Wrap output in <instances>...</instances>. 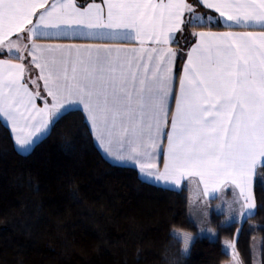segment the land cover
Wrapping results in <instances>:
<instances>
[{
  "label": "snow or ice",
  "instance_id": "6c2138e0",
  "mask_svg": "<svg viewBox=\"0 0 264 264\" xmlns=\"http://www.w3.org/2000/svg\"><path fill=\"white\" fill-rule=\"evenodd\" d=\"M196 4L229 28L264 29V0ZM212 21L187 0H0V55L15 50L0 59V124L28 152L82 111L109 155L115 146L117 159L134 161L155 182L188 181L201 198L231 188L229 219L251 217L258 169L264 182V30L192 32L186 54L169 46L177 31ZM76 39L93 42H37ZM25 51L39 70L34 80L25 79ZM225 243L235 259V243Z\"/></svg>",
  "mask_w": 264,
  "mask_h": 264
},
{
  "label": "trees",
  "instance_id": "16d2710c",
  "mask_svg": "<svg viewBox=\"0 0 264 264\" xmlns=\"http://www.w3.org/2000/svg\"><path fill=\"white\" fill-rule=\"evenodd\" d=\"M257 176L254 213L240 221L213 210L212 238L199 234L190 216L188 187L156 185L109 162L82 111L67 115L27 154L0 124V264H225L232 259L225 240L235 242L242 264H254L256 238L264 264L260 170ZM175 230L195 235L187 253Z\"/></svg>",
  "mask_w": 264,
  "mask_h": 264
},
{
  "label": "crops",
  "instance_id": "0c3cea01",
  "mask_svg": "<svg viewBox=\"0 0 264 264\" xmlns=\"http://www.w3.org/2000/svg\"><path fill=\"white\" fill-rule=\"evenodd\" d=\"M76 2H77L78 5H85L86 6L88 3H92L93 0H76ZM95 2L96 3H101V0H95ZM187 2L190 3V4H192L196 8V13H199L200 15H205V17H207V16L213 17L212 25H222V26H224V28H211V27H197V26H194V27H190V28L187 29V33H186V36L185 37H180V38H178V34H179L180 31H177L175 33V40H173L170 43L169 46L174 51H176L178 54L179 53H185L186 54L188 48L190 47L189 41H192L193 40V38L190 35V33H192V32L211 31V32L221 33V32H226V31H237V32H239V31H261V30H264V29L259 28L258 26L257 27H248V28H245V27H232V28H229L227 26V24L223 21V19L219 17V14L218 13H215L214 10L207 9L206 7H203V5L197 6L196 0H187ZM185 18L187 19V13L185 14ZM37 42L38 43H41V44H52V43H64V44L76 43V44H85V43H90V42H93V41H88V40H85V39H76V40H39ZM20 43H21V47H23L24 44L28 43V41H27V39H22L20 41ZM119 46H122V47H132L133 45L125 44V45H119ZM14 52H15V50H13V53ZM13 53H8L5 50L4 54L3 55H0V59L12 58ZM23 54L26 57L25 60L23 61L25 63V66H26L25 79L27 80L30 77L31 79L34 80L39 75V70L38 69H35V67L29 63L30 60H31V57L27 54V52L25 51ZM185 59H186V55H185ZM14 62L19 63L20 61L19 60H14ZM179 67H180L179 70H181L182 67H183V61H180L178 59L177 60V64H176L177 70H178ZM39 84H40V91L43 92V82L40 81ZM178 84H179V80H178V77H177V80H176V88H177V90H178ZM29 87L32 90H36L35 89V86L33 84H31V83H29ZM39 103L40 102L38 101V104ZM172 107L174 108V103H173ZM88 125L90 127V123L89 122H88ZM8 128L10 129V127H8ZM90 130H91L93 139L96 142V145L98 146L100 152L102 153V155L109 162H111L113 164H116V165H120V166L133 167V168H135L138 171L140 177L143 180L148 181V182L153 183V184H156V185H160V186L167 187V188H170V189L179 190V189L183 188L185 184H188L189 191H191L193 189V185L189 184L188 181H184L179 188H177L175 185H173L171 183L165 184L162 181L161 182H155L150 177H148V175H147L146 172L145 173H141L140 168H139V165L136 164L134 161H132V160H126V159L125 160L117 159L116 156H115V146H113V149H112L113 154L112 155H109L108 154V151H106L107 144H105L103 147L100 146V143L96 139V136L93 134V131H92L91 127H90ZM46 136H41L40 139H38L35 142V144L30 147V149H29L28 152H20V153L27 154V153L31 152L32 149L35 147V145L39 141H41L42 139H44ZM13 140H14V138H13ZM164 142L166 144V140ZM156 163H157V167L162 171L163 170V163H164L163 157L162 156H158L156 158ZM224 191H226V192L229 191V193H230L229 194V199H231V200H234L235 199L233 190L231 188H227ZM220 196L222 198V194L221 193H216L212 197H205V199L211 201V200H214V199H216V198H218ZM228 201L222 200L220 202H228ZM254 211H255V209L253 210V213H254Z\"/></svg>",
  "mask_w": 264,
  "mask_h": 264
},
{
  "label": "rangeland",
  "instance_id": "374dc122",
  "mask_svg": "<svg viewBox=\"0 0 264 264\" xmlns=\"http://www.w3.org/2000/svg\"><path fill=\"white\" fill-rule=\"evenodd\" d=\"M197 14H199V13H197ZM187 17H188V14H187ZM234 200L229 199V201L226 200L228 202H217L216 204L211 205L209 203V200L199 197L193 190H191L190 191V210H189V213H190V216L193 217L197 221V223L199 225V228L211 227L209 225V222H208L209 220H208L207 216L205 215L206 211L209 208H210L209 209L210 215H211L213 210L226 211L228 220L239 219L240 221H243L244 219L239 218L238 215H235V214H232L231 215V219H229V216H230L229 203L230 202H234ZM205 202H207V203H205ZM233 206L238 208V205H236V204H233ZM217 207H219V209H216ZM246 216H247V214H246ZM181 232H183V230H175L176 235L180 239H181V235H180ZM199 234H201V235H209L212 238L216 237V231L212 227H211V231H200L199 230ZM194 238H195V235H194ZM226 241L234 242V241H230V240H225V242ZM225 242H224L225 249L229 253L232 254V259L229 262L225 263V264H236V260H238L240 262V264H242L240 259H239L238 254H237V251H236L237 255H236L235 259H234V255H233L232 250L226 245ZM189 249H190V247L186 251L184 249L183 250H184L185 253H187L189 251ZM235 250H236V248H235ZM253 253H254V264H261L260 255H259V240L257 238H256V240L254 242Z\"/></svg>",
  "mask_w": 264,
  "mask_h": 264
},
{
  "label": "clouds",
  "instance_id": "9594fccd",
  "mask_svg": "<svg viewBox=\"0 0 264 264\" xmlns=\"http://www.w3.org/2000/svg\"><path fill=\"white\" fill-rule=\"evenodd\" d=\"M205 203H207V202H205ZM209 209L206 211L205 215L207 216L208 220L210 221ZM216 209H219V207H217ZM198 230H200V231H211V227L198 228ZM180 235H181V240H182V248L186 251L190 247L191 242L194 239V234L191 232V230H184L183 232L180 233ZM185 241H187V243H185Z\"/></svg>",
  "mask_w": 264,
  "mask_h": 264
}]
</instances>
